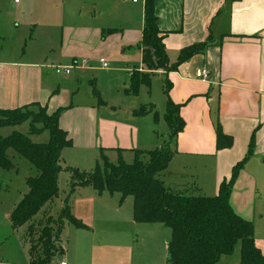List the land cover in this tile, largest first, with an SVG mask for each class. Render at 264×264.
Here are the masks:
<instances>
[{
	"label": "crops",
	"instance_id": "obj_1",
	"mask_svg": "<svg viewBox=\"0 0 264 264\" xmlns=\"http://www.w3.org/2000/svg\"><path fill=\"white\" fill-rule=\"evenodd\" d=\"M153 1L158 27L166 32L164 42L171 62L177 61L184 47L205 41L209 45L176 71H159L153 75L164 80V101L135 105L128 102L129 105L123 108L124 105L98 100V83L92 78L94 73L77 61V44L82 43L79 39H71V28L62 26L58 45L62 58L57 65L49 64L50 54L56 51L58 43L53 39V28L61 18L67 19L68 13L65 16L60 11L56 15L50 0H42L41 6L35 1L33 5L22 6L21 0H14L17 10L6 14L0 0V108L15 109L35 104L47 107L48 113L52 114L66 107L59 118V126L67 132L72 145L62 151L63 167L90 171L101 161L102 154L117 162L119 149L125 161L128 156L133 161L134 149L155 150L168 142L174 155L168 168L158 177L168 188L188 195L216 196L222 181L231 177L233 167L248 155L254 140L253 152L234 182L230 202L238 215L253 222L256 245L264 254V0ZM141 2L132 1L133 4ZM143 5L137 15L125 9L121 27L109 28L115 29V33L103 39L102 31L106 29L100 32L104 43L119 33L122 35L117 45L127 56L122 61L124 67L117 66L115 70L123 72L118 83V92L123 99L138 96L141 88L146 86L142 85L137 95L128 93L131 74L135 70L147 71L140 48L145 26ZM116 7L111 4V8ZM27 10L32 12L31 16L23 24L25 28L19 30L20 17ZM37 14H41L47 30L42 35L52 38L50 41L45 39L47 42L42 48L39 46L40 57L28 50L30 42H36L32 38V26L37 25ZM63 61H66L65 68L71 67L73 61L75 71L61 73L64 75L61 79L56 76L61 75L56 67L63 65ZM99 63L104 72H113L108 62V67H103L100 60ZM203 68L209 72L205 80L196 75ZM167 83L170 86L168 95L165 92ZM169 99L181 105L180 116L185 122L184 129L174 138H171L165 119ZM161 106L162 114L156 112ZM142 109H145L144 113H140ZM27 122L29 133L30 121ZM218 125L226 135L233 137L232 147L217 148ZM46 131L50 140V131L46 129L29 136ZM15 167L13 164L12 168ZM35 169L36 173L30 177L40 175ZM63 172L67 173L62 171L59 181ZM118 193H99L90 185L75 190L70 198L71 212L86 227L66 221L75 230H71L68 237L62 232L64 250L60 261L65 259L69 264L135 263L131 231L120 229V224L129 223L135 233L142 232L146 237L152 227L159 230L161 226L158 225H165L136 222L134 198L126 204L124 212L129 196L123 198ZM12 212H0V264H30V239L25 242L20 234L22 227L29 229V224L15 228ZM103 234L108 235L106 239L101 238ZM238 250L236 264L240 262V248ZM228 257H222L226 261L222 264L232 261ZM60 261L54 257L52 264Z\"/></svg>",
	"mask_w": 264,
	"mask_h": 264
},
{
	"label": "trees",
	"instance_id": "obj_2",
	"mask_svg": "<svg viewBox=\"0 0 264 264\" xmlns=\"http://www.w3.org/2000/svg\"><path fill=\"white\" fill-rule=\"evenodd\" d=\"M115 32V29L103 30L102 37L104 39ZM165 34L158 27L154 1L146 0L140 48L147 71L135 70L131 74L128 89L131 95H137L142 85L150 87L154 74L176 71L182 63L203 52L209 45L205 41L184 47L177 61L171 62L164 42ZM169 87L167 83V95ZM180 107V104L169 99L165 119L171 130V138L185 127ZM65 109L59 108L49 114L47 107L35 104L15 109L0 108V130L30 121L29 133L14 130L5 136L0 131V167L7 170L12 168L8 150L14 149L40 171L38 177L28 179V191L11 214L15 228L30 222L48 202L59 195V175L62 171L71 173L70 192L59 216L62 222L60 232L52 234L46 230L38 244H31L30 264H52L54 257L63 252L61 232L64 221L77 227H86L72 214L69 201L78 187L87 185L93 186L99 193L120 192L123 198L132 196L136 222H158L170 228L172 235L167 240V264H218L222 257L232 256L237 246L240 248V264H264V254L256 245L253 222L238 215L230 202L234 182L253 152L254 140L248 155L233 167L231 177L222 181L216 196L188 195L168 188L158 177L168 168L174 155L168 142L155 150L134 149L132 162L125 161L119 149L117 162L110 161L108 156L102 154L101 161L90 171L63 167L62 151L72 145L67 132L59 126V118ZM144 112L145 109L140 110V113ZM44 129L50 131V140L44 143L32 141L29 135ZM233 144V137L226 135L218 125L217 148H230Z\"/></svg>",
	"mask_w": 264,
	"mask_h": 264
},
{
	"label": "rangeland",
	"instance_id": "obj_3",
	"mask_svg": "<svg viewBox=\"0 0 264 264\" xmlns=\"http://www.w3.org/2000/svg\"><path fill=\"white\" fill-rule=\"evenodd\" d=\"M34 1L38 6L43 5L42 0H21V5H33ZM50 4L54 6L55 11L57 12L56 15L58 12L63 11V15L66 16V13H68L69 17L65 20L61 18L60 22L53 28V39L57 40L58 43H56V51L50 54V58L48 59L49 64L53 62L55 65H57V63H59L62 58L58 45L62 35V26H67L73 30L71 39H79V41H81L80 43H82L77 44L79 45L77 46L78 51L76 53L78 55L77 61L79 65L89 67L90 72L94 73L92 78L96 79L98 83V100L101 98V100L104 102L108 101L110 103H116V105H124L123 108H126V106L129 104L135 105L145 102L154 103L155 100H165V95L163 93L164 80L161 76L152 77L151 87H142L138 96L131 97V99H123V97L118 92V83L123 76V72L115 70V67L117 66L118 68L124 67L122 61L127 56L125 53H123V48H119L117 45L119 37L122 35L119 33L117 37H111L107 43L101 41L100 32L102 29L107 30L109 28L121 27L125 9H127L133 15H137L144 6L142 2L140 4H133L131 0H50ZM111 4L114 7H117L111 8ZM1 7L5 10L6 14H10V12H12L14 9L15 11L17 10L14 0H1ZM31 13L32 12L27 10L23 15H21L20 20L22 24L19 30L25 28L23 24L29 20ZM35 17L37 18V25L34 24L32 26L34 32L32 38L35 39L36 42H30L28 45V50L32 51L34 56L40 57L38 53L39 46L42 48V46L46 44L45 42H47L45 39L50 41L52 38L50 36L45 37L42 35L47 30L44 29L45 23L42 22L41 14L35 15ZM72 44L76 45V43ZM102 57L110 64L111 69H113L112 73H107V71L104 72L101 69L99 60ZM65 64L66 61H63V65L60 66L65 68ZM70 64H72V66L68 68L70 69L71 73H74L75 64L73 61ZM56 76L61 79L64 77L63 74ZM128 102L129 104H127ZM157 111H160L162 114L163 107L161 106L160 109L156 108V112ZM14 130L27 133L29 131V122H25L16 126L5 127L0 131L6 136ZM31 138L35 142H47L49 140V134L46 131L43 134L31 136ZM8 156L12 163L16 165V167L8 170L0 167V212L2 213H8L14 210L15 203L28 189L27 182L29 177L36 173V169L31 165V163L24 157H20L14 149L8 150ZM127 161L132 162V157L128 156ZM64 171L67 173L64 174L63 172L61 174L59 181V195L48 202L40 211V213H38L30 222H28V230L25 227H22L23 229H21L20 234L23 241L26 242V239L28 241L29 238L30 243H34L36 245L38 244L39 238L45 233L46 230H49L52 234L60 232V227L62 226V222L59 217L62 208L61 205L63 197L69 195V183L71 181V173L67 170ZM69 174L70 178H68ZM132 198V196H129L126 199L127 201L125 203V207L123 208L124 212L127 210L126 204L130 203ZM65 215L67 216V214ZM158 226H161V229L157 230L155 227H152V232H149L146 237L142 232L135 233L134 227L129 223L120 224V229H128L131 231V238L135 242V246L132 249V254L136 257L134 264H167L168 252L166 245L167 239L171 238L172 231L170 228L163 225ZM71 230H75V227L71 223L66 222L62 231L63 236L68 237ZM99 236L100 231L98 230V241H100ZM107 236V234H103L101 238L106 239ZM238 248L239 246H237L236 251L232 256H226L232 261H228L225 264H236V261H239V257L237 258V255H239L237 253L239 252ZM60 259L61 253H58L55 256V260L60 261ZM224 262H226L225 259H222L220 264ZM238 264H240V262Z\"/></svg>",
	"mask_w": 264,
	"mask_h": 264
},
{
	"label": "built area",
	"instance_id": "obj_4",
	"mask_svg": "<svg viewBox=\"0 0 264 264\" xmlns=\"http://www.w3.org/2000/svg\"><path fill=\"white\" fill-rule=\"evenodd\" d=\"M132 1L135 2V3H138L140 1H142L144 4L146 3V0H132ZM100 62L102 63L103 67H108V63H107V61L104 58H101ZM56 71H57V73H60V74L61 73H65V74H69L70 73V69L69 68H63L61 66L56 67ZM196 75H197L198 78H201V79L205 80L206 78H208L209 72H208V70L206 68H203V69H199L197 71ZM58 264H69V263H68L67 260L63 259Z\"/></svg>",
	"mask_w": 264,
	"mask_h": 264
}]
</instances>
